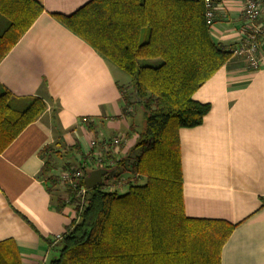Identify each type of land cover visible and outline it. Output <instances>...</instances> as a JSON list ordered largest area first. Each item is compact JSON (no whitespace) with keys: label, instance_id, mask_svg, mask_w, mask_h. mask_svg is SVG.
I'll return each mask as SVG.
<instances>
[{"label":"crops","instance_id":"crops-1","mask_svg":"<svg viewBox=\"0 0 264 264\" xmlns=\"http://www.w3.org/2000/svg\"><path fill=\"white\" fill-rule=\"evenodd\" d=\"M35 1L43 11L0 60V91L20 107L34 98L45 104L0 153V243L21 264H49L75 217L71 207L58 208L59 187L46 183L44 159L52 152L45 149L61 153L56 176L63 165L81 163L91 143L121 137L124 156L135 143L133 129L141 127L123 98L130 80L53 16L71 15L90 0ZM216 3L211 36L233 46L246 29L240 1ZM192 99L209 111L199 126L178 132L184 215L234 225L219 264H264V62L252 70L231 56Z\"/></svg>","mask_w":264,"mask_h":264},{"label":"trees","instance_id":"trees-1","mask_svg":"<svg viewBox=\"0 0 264 264\" xmlns=\"http://www.w3.org/2000/svg\"><path fill=\"white\" fill-rule=\"evenodd\" d=\"M43 11L35 0H0V60ZM130 80L127 107L137 105L142 124L123 155L107 152L97 168L103 181L123 178V192L102 181L55 245L49 264H219L234 225L184 215L178 132L201 124L207 104L192 99L232 56L205 23L204 0H90L71 15H53ZM38 98L23 107L0 91V153L44 112ZM67 150V149H65ZM69 151V150H68ZM43 175L49 188L59 150L47 147ZM81 163L63 170L93 169ZM113 162L114 166L108 165ZM141 180V183H140ZM58 208L66 206L57 198ZM0 264H21L0 243Z\"/></svg>","mask_w":264,"mask_h":264},{"label":"built area","instance_id":"built-area-1","mask_svg":"<svg viewBox=\"0 0 264 264\" xmlns=\"http://www.w3.org/2000/svg\"><path fill=\"white\" fill-rule=\"evenodd\" d=\"M241 4V15L245 22V32L241 36L239 43L230 48L232 56L243 57L249 68L252 70L258 69L264 62V22L262 19L263 8L261 0H239ZM205 23L209 27L212 35V29L216 19L217 3L216 0H204ZM82 123H87V118H82ZM121 137H115L109 142L91 143L93 151L86 156L84 166L89 169L97 168L103 161V156L107 152L118 153L121 145ZM108 165L114 166L113 162ZM84 173L81 169L62 170L56 175V183L59 189L63 192L60 198L63 203L71 207L76 217L88 204L87 189L83 184ZM103 181V178H102ZM105 182L106 188L109 191L123 192L126 182L123 178L118 180H109ZM102 183V182H101ZM141 183V180H140ZM60 239V238H59ZM43 264V263H42Z\"/></svg>","mask_w":264,"mask_h":264},{"label":"water","instance_id":"water-1","mask_svg":"<svg viewBox=\"0 0 264 264\" xmlns=\"http://www.w3.org/2000/svg\"><path fill=\"white\" fill-rule=\"evenodd\" d=\"M107 174L105 169H94L83 179V184L87 190H91L101 184L102 178Z\"/></svg>","mask_w":264,"mask_h":264},{"label":"rangeland","instance_id":"rangeland-1","mask_svg":"<svg viewBox=\"0 0 264 264\" xmlns=\"http://www.w3.org/2000/svg\"><path fill=\"white\" fill-rule=\"evenodd\" d=\"M6 25V21L4 20V18H1L0 17V31L3 29V27ZM122 79H129L124 73H122ZM133 107H135V118L134 120L137 121L135 122L136 125H138V123L142 124V111H141V108L137 105H134ZM131 113V112H130Z\"/></svg>","mask_w":264,"mask_h":264}]
</instances>
